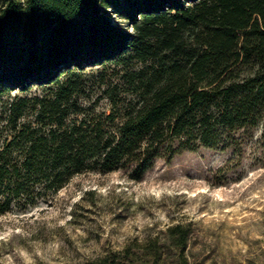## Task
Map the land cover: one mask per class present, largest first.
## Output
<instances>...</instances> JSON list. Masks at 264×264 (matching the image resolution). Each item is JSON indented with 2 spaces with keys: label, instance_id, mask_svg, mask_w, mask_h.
<instances>
[{
  "label": "trees",
  "instance_id": "1",
  "mask_svg": "<svg viewBox=\"0 0 264 264\" xmlns=\"http://www.w3.org/2000/svg\"><path fill=\"white\" fill-rule=\"evenodd\" d=\"M89 64L112 68L84 106ZM32 86L50 89L0 114V214L83 173L137 180L157 159L236 152L264 126V0H0V98ZM100 100L108 111L95 112ZM190 233L176 224L66 264H191Z\"/></svg>",
  "mask_w": 264,
  "mask_h": 264
},
{
  "label": "rangeland",
  "instance_id": "2",
  "mask_svg": "<svg viewBox=\"0 0 264 264\" xmlns=\"http://www.w3.org/2000/svg\"><path fill=\"white\" fill-rule=\"evenodd\" d=\"M110 21L131 33L122 13ZM109 65H86L82 77L99 96V76ZM50 87L15 89L6 104L46 95ZM88 92V91H87ZM108 111L105 100L94 107ZM32 119L26 113L23 122ZM264 126L251 131L240 149L199 148L170 161L157 159L140 178L127 170L88 172L57 192H48L24 210L0 214V264L79 263L133 240L162 236L173 225L191 229L186 255L195 264H264ZM172 255L170 254V258Z\"/></svg>",
  "mask_w": 264,
  "mask_h": 264
}]
</instances>
